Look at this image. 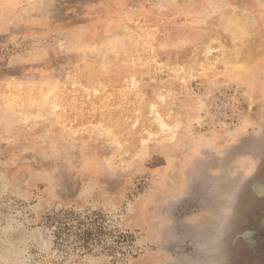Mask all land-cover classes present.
Returning <instances> with one entry per match:
<instances>
[{"label":"rangeland","instance_id":"obj_1","mask_svg":"<svg viewBox=\"0 0 264 264\" xmlns=\"http://www.w3.org/2000/svg\"><path fill=\"white\" fill-rule=\"evenodd\" d=\"M0 264H264V0H0Z\"/></svg>","mask_w":264,"mask_h":264},{"label":"trees","instance_id":"obj_2","mask_svg":"<svg viewBox=\"0 0 264 264\" xmlns=\"http://www.w3.org/2000/svg\"><path fill=\"white\" fill-rule=\"evenodd\" d=\"M61 230H63V228L60 227V228H59V232H60Z\"/></svg>","mask_w":264,"mask_h":264},{"label":"bare ground","instance_id":"obj_3","mask_svg":"<svg viewBox=\"0 0 264 264\" xmlns=\"http://www.w3.org/2000/svg\"><path fill=\"white\" fill-rule=\"evenodd\" d=\"M253 110H256V109H253Z\"/></svg>","mask_w":264,"mask_h":264}]
</instances>
